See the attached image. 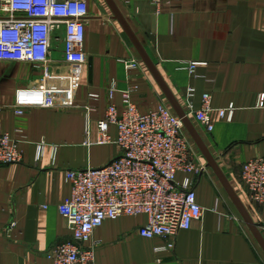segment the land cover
Returning <instances> with one entry per match:
<instances>
[{"label": "crops", "instance_id": "0c3cea01", "mask_svg": "<svg viewBox=\"0 0 264 264\" xmlns=\"http://www.w3.org/2000/svg\"><path fill=\"white\" fill-rule=\"evenodd\" d=\"M85 1L86 62L75 90L57 95L54 106L16 114L17 90L40 83L41 73L29 62H0V130L17 141L23 156L20 163L0 166V264H52L47 252L71 240L58 211L70 194L65 170L100 167L119 154L115 143L96 142L109 86L117 88L112 102L118 111L123 90H130L141 113L170 107L104 0ZM114 1L182 106L189 86L195 89V109L202 94L210 95L213 129L191 121L264 238V204L248 200L240 178L242 163L264 157V0H167L158 6L150 0ZM56 53L49 69L64 73L67 65ZM133 61L137 68H128ZM191 62L192 73L183 68ZM229 105L232 119L219 117L217 109ZM108 132L114 140L116 126ZM186 134L195 161L205 166L195 184L201 217L174 236L150 239L138 233L144 214L106 219L84 244L98 241L92 264H264L263 249ZM39 142L47 148L36 158ZM50 146L56 148L53 162ZM168 244V250H155Z\"/></svg>", "mask_w": 264, "mask_h": 264}, {"label": "built area", "instance_id": "2783aa9c", "mask_svg": "<svg viewBox=\"0 0 264 264\" xmlns=\"http://www.w3.org/2000/svg\"><path fill=\"white\" fill-rule=\"evenodd\" d=\"M150 1L158 6L167 0ZM87 16L85 0H0V62H29L41 73L40 83L17 90L16 114H23L27 107L50 108L57 95L75 90L87 56L84 49ZM56 52H60L67 65L64 73L49 69ZM138 65L139 62L133 61L127 67ZM195 65L191 62L183 68L192 73ZM116 90L115 84L109 86L110 102L97 122L96 142L115 143L119 154L100 167L65 170L70 194L59 204L58 211L72 238L47 252L52 264H92L98 241H92L90 246L84 244L91 241L93 230L106 219L144 214L147 221L138 233L150 239L174 236L202 215L195 184L205 166L195 161L181 119L165 105L139 112L130 90L121 92L122 109L118 111L112 102ZM194 94V87L189 86L182 108L190 120L210 132L213 129L210 115L214 110L211 97L202 94L200 107L195 109L191 101ZM217 112L219 117L231 120L234 106L219 108ZM111 124L117 128L114 140L108 132ZM46 148L44 142L36 144L35 157L40 158ZM49 149L53 162L56 148ZM22 160L17 141L0 130V166ZM178 172L184 174L181 180L176 178ZM240 178L248 200L264 204V157L242 163ZM171 247L168 244L155 250Z\"/></svg>", "mask_w": 264, "mask_h": 264}, {"label": "water", "instance_id": "95a60500", "mask_svg": "<svg viewBox=\"0 0 264 264\" xmlns=\"http://www.w3.org/2000/svg\"><path fill=\"white\" fill-rule=\"evenodd\" d=\"M107 4L109 9L112 12L113 18L116 19L119 24L121 25L122 29L130 39L131 43L137 50L141 62L145 64V66L150 71L151 75L153 76L154 80L158 84L159 88L163 92L169 106L174 111V113L181 119L185 130L187 131L188 135L191 137L201 154L203 155L206 161V167H209L217 177L218 181L225 189L226 193L230 197L232 203L236 207L237 211L241 215L242 219L246 223L247 227L249 228L250 232L261 246L264 251V238L260 233L259 229L257 228L256 224L253 222L251 216L249 215L245 205L243 204L242 200L239 198L237 193L235 192L234 188L222 172L221 168L219 167L217 160L210 154L209 150L207 149L205 143L203 142L201 136L199 135L198 131L194 127L192 121L185 115V112L182 108V105L171 92L169 87L167 86L166 82L163 80L162 76L158 72L156 66L150 60L148 55L146 54L145 50L139 43L137 37L132 32L131 28L129 27L127 21L123 17L122 13L120 12L117 4L114 0H104Z\"/></svg>", "mask_w": 264, "mask_h": 264}, {"label": "rangeland", "instance_id": "374dc122", "mask_svg": "<svg viewBox=\"0 0 264 264\" xmlns=\"http://www.w3.org/2000/svg\"><path fill=\"white\" fill-rule=\"evenodd\" d=\"M59 53L57 52L56 55H58Z\"/></svg>", "mask_w": 264, "mask_h": 264}]
</instances>
